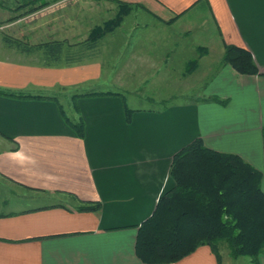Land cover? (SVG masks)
<instances>
[{
    "label": "crops",
    "instance_id": "crops-1",
    "mask_svg": "<svg viewBox=\"0 0 264 264\" xmlns=\"http://www.w3.org/2000/svg\"><path fill=\"white\" fill-rule=\"evenodd\" d=\"M85 1L110 11L104 21L126 8L129 31L96 46L100 60L0 58V91L11 95H0V264H143L138 228L175 187L173 156L197 138L260 172L264 192V0ZM227 46L248 51L257 74L224 64ZM103 73L119 74L114 88L135 95L100 91L110 85ZM170 87L176 102L147 95ZM68 89L78 91L70 116L60 102ZM64 116L83 121V138ZM174 264L218 262L202 246Z\"/></svg>",
    "mask_w": 264,
    "mask_h": 264
},
{
    "label": "trees",
    "instance_id": "trees-1",
    "mask_svg": "<svg viewBox=\"0 0 264 264\" xmlns=\"http://www.w3.org/2000/svg\"><path fill=\"white\" fill-rule=\"evenodd\" d=\"M124 7V6H122ZM122 8L121 12H126ZM120 15V14H119ZM116 21L95 29L90 39L76 45L52 41L32 47L18 40L3 38L7 48L31 55L40 51L44 66L62 61L79 64L86 52L97 46ZM222 62L241 75H256L250 53L227 46ZM0 95L11 96L0 91ZM66 124L83 138V121ZM170 176L175 187L158 200L153 214L138 228L135 255L143 264H174L208 246L221 264L219 243H226L233 259L248 258L258 264L264 255V192L262 175L237 155L215 152L197 138L172 158ZM100 205H86L83 211H96Z\"/></svg>",
    "mask_w": 264,
    "mask_h": 264
},
{
    "label": "rangeland",
    "instance_id": "rangeland-1",
    "mask_svg": "<svg viewBox=\"0 0 264 264\" xmlns=\"http://www.w3.org/2000/svg\"><path fill=\"white\" fill-rule=\"evenodd\" d=\"M110 15V11L93 8L90 3L85 0H0V58H7L12 61H26L44 66L40 51L31 55L20 53L16 49L7 48L3 42V38L8 37L13 40H18L32 47H41L45 43L56 40L65 43L66 46L76 45L90 39L89 37H91L95 29H101L105 24L111 23L113 20L116 21L119 15L120 19L117 20V24L111 28L109 27V30L97 40V46L103 45L104 47V45L107 44L106 39L109 36L120 35L123 34L122 32H127L130 29L129 22H123L126 13H120L118 11L112 20L104 21L107 18H111ZM95 54V51L86 52L82 64H89L90 62H94L95 59L98 60V58L100 60L101 55L97 54V56H95ZM79 64L67 65L62 61L51 67H73L80 66ZM188 66H190V63ZM101 76V81L104 79V81L110 85L108 87L100 86V91L119 92L126 96L130 94L132 96L135 95L136 91H123L114 88L116 85L118 86V82H120L118 79L119 74L114 77L111 74L103 73ZM87 88L90 89L92 86ZM84 89L86 88H82L81 90ZM77 92L76 90L68 89L64 92L65 94H62L60 97L63 98L60 102L67 116L72 114L68 107V99ZM199 92H201V90L198 89L194 91L191 90L190 93H184L180 101L195 100ZM172 94L173 96L177 94V91L174 90L173 87L168 88V90L163 89L159 92L147 91V95H152L150 97L153 98L157 97L156 100L158 97L164 99L169 98V103L176 102L175 99L169 97ZM149 103L151 102H147L144 105L140 104V106H142V108L151 107L158 109L157 104L152 105ZM136 107L139 106L137 105ZM218 250L219 254L221 253L223 256L225 264H229V262L233 263L232 261L238 259H246V261L248 259L244 257L233 259L230 256L229 248L226 243H219ZM244 264H246V262Z\"/></svg>",
    "mask_w": 264,
    "mask_h": 264
}]
</instances>
